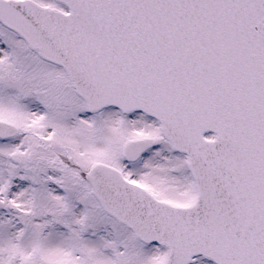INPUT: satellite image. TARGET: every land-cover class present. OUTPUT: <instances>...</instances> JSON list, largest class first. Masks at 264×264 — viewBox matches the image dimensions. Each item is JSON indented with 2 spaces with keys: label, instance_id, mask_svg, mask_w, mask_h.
Returning <instances> with one entry per match:
<instances>
[{
  "label": "snow or ice",
  "instance_id": "obj_1",
  "mask_svg": "<svg viewBox=\"0 0 264 264\" xmlns=\"http://www.w3.org/2000/svg\"><path fill=\"white\" fill-rule=\"evenodd\" d=\"M0 264H264V0H0Z\"/></svg>",
  "mask_w": 264,
  "mask_h": 264
}]
</instances>
